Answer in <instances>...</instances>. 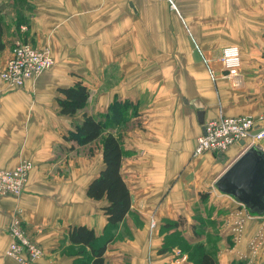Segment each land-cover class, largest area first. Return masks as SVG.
Returning a JSON list of instances; mask_svg holds the SVG:
<instances>
[{
	"label": "crops",
	"instance_id": "obj_1",
	"mask_svg": "<svg viewBox=\"0 0 264 264\" xmlns=\"http://www.w3.org/2000/svg\"><path fill=\"white\" fill-rule=\"evenodd\" d=\"M3 2L10 6L0 10V71L21 41L49 47L54 64L18 88L0 79V168L32 162L21 195L0 196V264H19L5 255L16 209L43 251L31 264H90V247L68 238L79 225L98 242L109 236L102 264H195L201 252L214 264H264L254 260L264 235L251 261L239 258L264 229V215L249 214L235 240L236 211L249 212L215 186L247 145L192 156L203 123L218 112L251 115L264 127V0ZM229 44L240 51V86L226 79L219 60ZM75 75L89 96L65 114L58 98ZM113 100L119 109L104 135L121 143L131 205L110 226L105 199L86 194L104 167L102 137L80 143L72 132L84 113L104 122ZM256 144L264 149V137Z\"/></svg>",
	"mask_w": 264,
	"mask_h": 264
},
{
	"label": "built area",
	"instance_id": "obj_2",
	"mask_svg": "<svg viewBox=\"0 0 264 264\" xmlns=\"http://www.w3.org/2000/svg\"><path fill=\"white\" fill-rule=\"evenodd\" d=\"M174 7L173 0H167ZM49 47L32 46L29 42H16L9 58L0 71V79L12 88L21 87L25 81L38 76L53 65V58ZM222 69L234 81L233 86H240L243 81L234 74L240 69L241 58L237 45L229 44L222 47L219 55ZM264 117V113L261 115ZM264 137V127L256 128L255 118L251 115H227L218 112L214 117L203 123L202 131L197 135L192 156L196 157L204 152H223L229 145L243 141L245 145L254 144ZM32 168L30 160H23L15 167L0 168V196L19 197L26 183L28 172ZM20 209H16L11 217L7 231L11 237L5 249V255L19 264H31L43 254L39 244L28 237L21 218ZM235 240L239 239L241 229L250 213L239 207L236 211ZM149 228L156 227L154 211L149 215ZM264 235V229L256 233L248 243V253L239 254V258L248 260L258 251Z\"/></svg>",
	"mask_w": 264,
	"mask_h": 264
},
{
	"label": "trees",
	"instance_id": "obj_3",
	"mask_svg": "<svg viewBox=\"0 0 264 264\" xmlns=\"http://www.w3.org/2000/svg\"><path fill=\"white\" fill-rule=\"evenodd\" d=\"M61 91L63 96L58 98V101L60 111L65 114H73L82 109L89 96L86 86L78 80L73 85L62 88ZM114 102L117 107L115 110H118V102ZM105 127V122L84 113L82 121L75 125L72 137L80 143L89 142L97 139ZM101 144L104 167L89 183L86 194L94 199H105L106 204L102 206V210L106 214L108 225L114 226L130 209L131 196L129 187L120 173L123 150L119 139L113 133L107 132L103 135ZM68 238L71 242L83 243L90 247L92 253L90 264L103 263V253L109 236L98 242L92 229L79 225L70 229ZM94 243L101 244L94 245ZM195 264H214V260L210 254L201 252Z\"/></svg>",
	"mask_w": 264,
	"mask_h": 264
},
{
	"label": "water",
	"instance_id": "obj_4",
	"mask_svg": "<svg viewBox=\"0 0 264 264\" xmlns=\"http://www.w3.org/2000/svg\"><path fill=\"white\" fill-rule=\"evenodd\" d=\"M215 186L241 203L250 214L264 215V149L256 143L247 145L219 175Z\"/></svg>",
	"mask_w": 264,
	"mask_h": 264
},
{
	"label": "rangeland",
	"instance_id": "obj_5",
	"mask_svg": "<svg viewBox=\"0 0 264 264\" xmlns=\"http://www.w3.org/2000/svg\"><path fill=\"white\" fill-rule=\"evenodd\" d=\"M6 6H10V4H6L5 2H3V3H1L0 4V10L1 9H4ZM21 42H27V41H21ZM30 43V42H29ZM32 46H34L32 43H30ZM37 47V46H36ZM51 54V53H50ZM51 56H52V54H51ZM53 58V57H52ZM53 64H54V59H53ZM53 66V65H52ZM51 66V67H52ZM50 67V68H51ZM49 68V69H50ZM107 72V73H106ZM110 70H105L104 71V73L106 74V76H107V81H112V79L110 78V77H114L113 76V73L111 72ZM172 73V76H174V77H172V78H178V71H172L171 72ZM209 73H210V75H211V71H209ZM234 74H236L238 77H240L241 78V80L240 81H245L246 80V78L244 79V71H241L240 69H238L237 71H235L234 72ZM223 75L226 77V79L228 80V81H234L233 79H232V77H230L229 75H228V73H227V71H225V70H223ZM76 77H78L79 75H75ZM78 78H80L78 81H84V79H83V77H81V76H79ZM213 81V80H212ZM86 104V103H85ZM112 104V105H111ZM111 104H109L107 107H108V112L106 113V115H105V119H104V122H105V125H106V128H105V130L110 126V124L112 125L113 124V122H114V112L116 111L115 109L117 108L116 107V105H115V102H114V100H113V103H111ZM124 107H126V105H123ZM105 130L102 132V134H101V137H103V135H104V132H105ZM150 221V220H149ZM149 225V224H148ZM157 226V225H156ZM156 227H154V228H152V229H150L149 228V231H150V233L152 232V230H154ZM238 233V232H237ZM27 234V233H26ZM29 237V236H28ZM30 239H32L33 241H35L33 238H31V237H29ZM234 238H235V236H234ZM36 242V241H35ZM40 246V245H39ZM41 248V247H40ZM42 249V248H41ZM260 258L261 259V261L262 262H264V246H262L261 247V250H260V252L256 255V257L254 258V260L255 259H257V258ZM260 259L258 260V262H260ZM250 261H251V259H250ZM252 264H257V263H254L253 261L251 262Z\"/></svg>",
	"mask_w": 264,
	"mask_h": 264
}]
</instances>
